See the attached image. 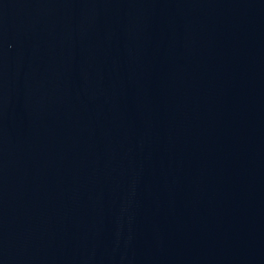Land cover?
Here are the masks:
<instances>
[{
	"label": "water",
	"instance_id": "obj_1",
	"mask_svg": "<svg viewBox=\"0 0 264 264\" xmlns=\"http://www.w3.org/2000/svg\"><path fill=\"white\" fill-rule=\"evenodd\" d=\"M0 264H264V0H0Z\"/></svg>",
	"mask_w": 264,
	"mask_h": 264
}]
</instances>
